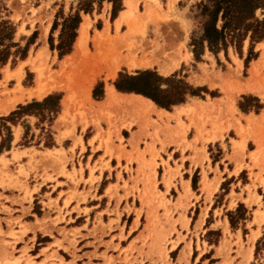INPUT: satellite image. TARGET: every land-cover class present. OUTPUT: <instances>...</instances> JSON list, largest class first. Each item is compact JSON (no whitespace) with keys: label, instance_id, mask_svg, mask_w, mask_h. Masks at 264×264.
Masks as SVG:
<instances>
[{"label":"rangeland","instance_id":"1","mask_svg":"<svg viewBox=\"0 0 264 264\" xmlns=\"http://www.w3.org/2000/svg\"><path fill=\"white\" fill-rule=\"evenodd\" d=\"M109 1L0 0V19L5 18L1 9L5 6L9 11L8 19L16 27L14 42L18 43L19 49H27L24 59L11 57L0 69V118L9 116L19 106L41 102L52 94L60 95L56 114L31 108L16 115L13 118L16 123L0 121V144L7 134L4 125L11 131L10 148L0 152V172H4L7 180L0 179V185L23 187L28 193L30 180L20 162L22 157H28L31 162L36 157L37 160L53 159L59 163V174L72 179L66 172L67 159L61 147L69 140L76 146L81 139L86 141L92 135L91 146L98 141L97 149L104 148L108 158L113 156V148H117L115 157L120 160L121 150L125 147L116 123L120 117L127 116L128 107L103 105L104 88L110 85L116 90L114 83L120 75L136 76L143 71L155 72L163 78L173 77L200 95L187 97L185 103L195 107H188L184 112L188 125L178 119L181 131L175 132L173 140L177 146L183 145L181 156L188 149V157L191 150L193 154L188 160L196 168L187 167L186 163L188 172L181 174L176 163L170 161L175 168L172 170L161 159L165 169L162 165L157 166L155 157L159 158V155L154 144L159 143L163 149L165 143L158 139L160 127L156 124L152 130L155 140L147 133L143 141H137L133 152L126 153L127 172H133L131 164L137 167L136 177L131 179L133 189L139 193L137 187L141 185L142 192L136 196V201H141L139 209H133L135 197L132 195V210L127 205L123 210L125 217L120 238L127 230L123 245L135 234H140L141 244L121 249L123 264H264V40L253 45L255 55L245 66L249 56L248 38L237 46L228 44L225 51L212 53L206 43L202 49L204 18L198 8L201 0H182L177 5L175 0L171 3L167 0L166 5L163 4L165 0H134L136 6L131 10L132 15L125 18L119 29L115 23L128 9L126 0H111L116 8H121L114 19L113 4ZM83 6L89 8L88 13L79 11ZM179 11H183L189 27L185 26ZM77 12L81 22L88 20L90 23L85 49L75 53L76 37L71 53L59 59L56 47L60 43L63 19ZM255 17L264 19V8L257 10ZM55 22L57 26L52 30ZM44 31L47 33L43 39ZM49 38L54 50L49 47ZM104 38L107 42L102 44ZM191 41L195 48L190 45ZM162 45H165L167 57L178 58V65L170 73L161 74L156 67L128 66L132 58L138 61L142 57V51L136 48H145L147 57L155 52V57L157 47ZM42 48H47V55H39ZM193 50L197 51L196 57ZM119 54L123 58L129 56L130 60L122 58L121 61ZM162 55L160 53L156 58ZM113 57L120 59L116 60L120 66L114 78H110L111 67L107 65L112 63L111 60L115 62ZM253 64L257 67L255 71ZM18 75H21L22 100L5 112L7 94L13 93L18 85ZM91 81H94V87L90 96ZM160 85H163L162 89L167 87L164 82ZM43 86L50 91L40 99L36 90ZM19 95L17 93V97ZM248 96L253 100L244 101L243 97ZM240 104L245 106V111L239 108ZM256 104L262 108H255ZM174 107L166 111H173ZM145 139L151 142L147 143ZM55 147L60 150L47 151ZM82 150L84 152L83 147ZM148 151L151 152L150 161L145 159ZM178 155L175 153V157ZM180 161V165L185 163L182 158ZM14 167H17L16 171ZM51 180L50 175H45L43 181ZM73 181L78 183L75 178ZM185 181L190 183L191 190ZM123 185L126 187L127 183L123 182ZM105 186L107 181L103 180L99 191ZM38 202L34 201L33 213L41 215ZM239 205L245 212L239 218L234 217L231 225L228 215ZM132 211L139 224L131 225Z\"/></svg>","mask_w":264,"mask_h":264},{"label":"crops","instance_id":"2","mask_svg":"<svg viewBox=\"0 0 264 264\" xmlns=\"http://www.w3.org/2000/svg\"><path fill=\"white\" fill-rule=\"evenodd\" d=\"M181 1L175 0L174 3L177 5ZM166 2L167 0L163 4L166 5ZM179 14L186 22L185 26L189 27L183 11H179ZM84 22L85 20L81 22L80 27ZM80 27L76 42L79 38ZM164 53L165 55L158 57L157 60L171 62L172 57H167L165 51ZM144 58L153 63L149 67H156L163 74L153 54L150 57L142 54L136 62L139 63ZM141 67L144 66L134 68ZM20 77L21 75L15 87L20 90L14 95L9 94L7 98L9 102L14 99L15 104L22 100L21 91L23 90L19 86ZM108 86L110 85L104 88V97L101 101L103 105L123 104L127 106L124 102L126 100L143 99L142 101L146 103H148L147 100L149 101L140 95L119 93L114 89L119 97L118 102L108 104ZM93 87L94 84L90 87V96ZM17 93L20 94L19 97ZM148 105L146 112L127 106V116H122L117 121L119 136L123 139L125 147L121 150L123 156L120 160L115 157L118 152L117 148H113L111 158L104 155V148L97 149L98 141L93 142L92 148L89 142L93 135L86 141L81 139L76 146H73L74 142L69 140L66 146L61 147L67 159L66 172L72 176V179L59 174V163L53 159L37 160L36 157L33 162L28 157L20 159L30 180L28 188L30 194L28 195L23 187H2L0 185V264H123L121 249L130 246L139 247L140 234L132 236L124 245L122 242L128 231H123V238H120V228L124 224L123 217H125L123 210L126 205L131 209L132 195L135 197L133 209H139L141 201H136V196L142 192L141 185L137 187L140 190L139 193L133 189L131 179L136 177L137 167L131 164L133 172L131 174L127 172L125 167L129 165L124 158L126 153L133 152L137 146L136 143L143 141L147 133L151 134L150 136L155 140L152 130L155 129L154 124H156L160 127L157 134L158 139L165 143L163 149L160 148L159 143L154 144V149L159 155V158L155 157L157 166L162 165L165 169L160 162L161 159L164 163L167 162L172 170L175 169L172 164L176 163L181 174L188 172L189 165L193 169L196 168L194 164H191V160H188L193 154L191 150H189L188 157H186L188 149H185L184 155L181 156L183 145L177 146L173 142L175 132L181 131L178 119L184 125H188L189 121L184 116V112L188 107L195 106L184 103L174 107L173 111H166L155 106L153 102ZM145 140L147 143L151 142L150 139ZM12 144H15L14 135ZM114 146L118 147V144L114 142ZM139 148L141 149L140 144ZM53 150H60V148L47 149L49 152ZM41 153L45 152L41 151ZM175 153L179 155L175 157ZM150 154L151 152L148 151L145 156L146 161L151 160ZM102 158L103 160H100ZM181 158L185 162L182 165H180ZM186 163H188L187 167ZM92 169L93 172H91ZM14 170L16 171L17 167H14ZM3 174L4 172H0V179L6 182ZM45 175H50L52 180L44 182ZM74 178L78 181L77 184L74 183ZM33 180L35 183H31ZM103 180L107 181V186L100 192V183ZM123 182L127 183L126 187ZM185 185L191 190L188 181H185ZM35 200L41 204V215L33 213ZM132 216L131 225L139 224V219L133 211Z\"/></svg>","mask_w":264,"mask_h":264},{"label":"trees","instance_id":"3","mask_svg":"<svg viewBox=\"0 0 264 264\" xmlns=\"http://www.w3.org/2000/svg\"><path fill=\"white\" fill-rule=\"evenodd\" d=\"M109 2H112L111 0ZM113 4L112 18H115L116 12L121 8H116ZM91 7V6H90ZM200 15L204 18L202 25V49L203 43H206L208 51L215 53L220 50L225 51L228 44H242L247 38L249 39V56L245 60V66L251 57H254L253 45L264 40V19L255 17V13L259 9L264 8V0H201L198 3ZM1 9L5 12V18L0 19V69L7 64L11 57L17 56L24 59L27 49H19L18 43L14 42L16 33L15 25L8 19L9 11L3 6ZM79 11L89 12L87 6H83ZM81 22L79 12L69 15L63 19L62 28L59 36V45L56 47L58 58L61 59L72 51L73 44L77 37V29ZM57 26V22L53 24L52 30ZM49 47L54 50L53 44L50 42ZM191 46L196 47L191 41ZM12 49H16L14 52ZM196 57L197 51L193 50ZM166 82L167 87L161 88L160 83ZM122 84L125 87L118 88L116 85ZM117 91L123 93H135L151 100L157 107L170 110L174 106L184 104L187 97H200L194 89L183 81L175 80L173 77L163 78L152 71L138 72L136 76L120 75L114 83ZM98 98L97 95H94ZM244 101L253 100L252 97H243ZM60 95L52 94L43 99L41 102L33 101L26 106H19L16 111L7 117H1L0 121L16 123L13 119L16 115L24 114L31 108L46 110L50 114H56L59 110ZM257 101V100H256ZM242 111L246 108L243 104L239 105ZM255 108L261 109L260 104H256ZM7 131L5 137H2L0 144V152L3 149L10 148L11 131L4 125ZM245 209L239 205L234 213H230L229 221L231 225L234 223V217L239 218ZM244 217V216H243Z\"/></svg>","mask_w":264,"mask_h":264},{"label":"bare ground","instance_id":"4","mask_svg":"<svg viewBox=\"0 0 264 264\" xmlns=\"http://www.w3.org/2000/svg\"><path fill=\"white\" fill-rule=\"evenodd\" d=\"M135 2H134V0H126L125 1V4H126V6H127V10L125 11V12H122L121 13V15H120V17L118 18V20L116 21V23H115V26H116V28L117 29H119L120 27H121V25H122V23L124 22V20H125V18L131 13V10H132V8L134 9V7L136 6L135 4H134ZM170 3H171V0H170ZM146 10V9H145ZM149 14V13H148ZM131 15H132V13H131ZM130 15V16H131ZM141 16V15H140ZM145 16H147L146 14H145ZM143 17H144V15H143ZM142 17V18H143ZM132 23V22H131ZM89 21L87 20V21H85L84 22V24H82L81 25V27H80V31H79V38H78V40H77V42H76V45H75V48H76V50H75V53L77 54V53H81V51H84V49H85V43H86V40H87V36H88V27H89ZM129 25V24H128ZM131 26V25H130ZM47 29V28H46ZM107 30V29H106ZM46 31H44V34H43V39H44V37L46 36ZM107 33V32H106ZM106 33H104V34H106ZM99 37H101V36H99ZM99 39V38H98ZM106 39H107V37H106ZM105 38L104 39H102L101 40V43L103 44L104 42H105V40H106ZM96 40V39H95ZM122 41V40H121ZM106 42H107V40H106ZM100 43V44H101ZM130 44V43H129ZM101 46H103V45H101ZM101 46L99 47V51H101L100 49H102L101 48ZM154 46V45H153ZM152 46V47H153ZM165 46V45H164ZM163 45L160 47H157V56L161 53V54H163L162 56H164L165 55V53H164V51H165V49L166 48H163L164 47ZM97 47H98V44H97ZM123 47V46H122ZM148 47V46H147ZM151 47V48H152ZM141 47H139V48H136V49H139L140 51H142V53H143V55L145 56L147 53L145 52V48H141ZM45 49H47V48H45ZM45 49H43L42 48V50L40 51V53H39V55H41V56H43V55H47L48 54V51L47 50H45ZM150 49V48H149ZM96 51V50H95ZM97 52H98V48H97ZM159 52V53H158ZM38 53V52H37ZM132 54H133V51L131 52ZM150 53V52H149ZM75 54V55H76ZM134 54H136V53H134ZM156 53L154 52L153 53V57H154V55H155ZM117 55V54H116ZM120 55V54H119ZM99 56H101L100 54H99ZM98 56V57H99ZM157 56H155V60H156V62H158V65H159V70L163 73V74H167V73H170L177 65H178V58H176V57H172V59L170 60L171 62H168V61H158L157 59L158 58H156ZM92 57V56H91ZM102 57H104V55L102 56ZM118 57V56H117ZM116 57V58H117ZM125 57V56H124ZM129 56H127V58H128ZM131 57V56H130ZM85 58H87V57H85ZM84 58V59H85ZM105 58V57H104ZM122 56L120 55V59H121V61H123L122 60ZM126 58V57H125ZM125 58H123V59H125ZM126 58V59H127ZM89 59V58H88ZM88 59H86L87 61H88ZM99 59V58H98ZM100 59H102V58H100ZM99 59V60H100ZM113 59H114V57H113ZM120 59H114L115 60V62H113V60H111L112 61V63L111 64H108L107 66H109V67H111L110 68V70H111V73H110V75H108V76H110V78H114V76H115V73H116V71L118 70V68H119V66H120V64H118L117 63V61H119ZM126 59H125V61H126ZM134 58H132V61H131V63H128V66L129 67H131V68H134V67H137V66H144V67H149V66H151V65H153V63H151V61L149 60V59H143V60H141L139 63H137L136 62V60H133ZM34 60V59H33ZM81 60V59H80ZM83 60V59H82ZM117 60V61H116ZM128 60H130V58H128ZM40 61H43V59H41ZM64 61V60H63ZM84 61V60H83ZM33 62V61H32ZM85 62V61H84ZM109 62V61H108ZM128 62V61H127ZM154 62V61H153ZM79 63H81V61L79 62ZM104 63V62H103ZM83 64V63H82ZM100 64V63H99ZM106 64V63H105ZM124 64H126V62H124ZM258 64V63H257ZM31 65V64H30ZM86 65V64H85ZM68 66V65H67ZM88 67V66H87ZM97 67V66H96ZM100 67V66H99ZM108 67V68H109ZM62 68V67H61ZM80 68V67H79ZM253 70L255 71L256 70V64H253ZM94 72V71H93ZM58 75V74H57ZM67 75V74H66ZM92 75V74H91ZM90 75V76H91ZM17 79H19V75H18V78ZM52 79V78H51ZM54 79V78H53ZM84 79V78H83ZM86 79V78H85ZM87 82V81H86ZM94 81H91V84L93 83ZM67 85H68V83H67ZM93 85V84H92ZM91 85V86H92ZM39 86H41V85H39ZM69 86V85H68ZM90 86V87H91ZM66 87V86H65ZM90 87H88L89 89H90ZM46 88V87H45ZM44 88V86L43 87H39L38 88V90H36V96L37 97H39L40 99L41 98H43L45 95H47V93L50 91L48 88L47 89H45ZM20 89L19 88H14V90H13V93H9V94H15L16 92H18ZM70 90V89H69ZM68 90V91H69ZM254 90V89H253ZM84 91V90H83ZM8 92H11V91H8ZM107 92H108V101H107V103L109 104V103H111V102H118V100H117V98H119V97H117V95L115 94V91H114V88H112L111 86H108L107 87ZM29 93H30V91H29ZM28 93V94H29ZM9 94H7V95H9ZM35 95V94H34ZM143 99H139V100H126V101H124L125 102V104L128 106V107H132V108H137V109H139V110H141V111H144V112H146L147 110H148V104H151L148 100H147V102L148 103H146V102H143L142 101ZM122 101V100H121ZM7 103V109L6 110H4L5 112L6 111H8L10 108H13V106H14V104H15V100L13 99L12 101H7L6 102Z\"/></svg>","mask_w":264,"mask_h":264},{"label":"snow or ice","instance_id":"5","mask_svg":"<svg viewBox=\"0 0 264 264\" xmlns=\"http://www.w3.org/2000/svg\"><path fill=\"white\" fill-rule=\"evenodd\" d=\"M166 83V82H165ZM116 87H118V88H123V87H125L124 85H122V84H118V85H116ZM161 87H163V85H161Z\"/></svg>","mask_w":264,"mask_h":264}]
</instances>
